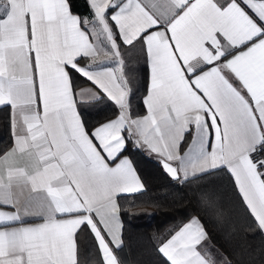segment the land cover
Masks as SVG:
<instances>
[{
    "label": "snow or ice",
    "instance_id": "obj_1",
    "mask_svg": "<svg viewBox=\"0 0 264 264\" xmlns=\"http://www.w3.org/2000/svg\"><path fill=\"white\" fill-rule=\"evenodd\" d=\"M88 2L91 17L72 0H0V107L12 130L0 154V264H80L85 228L102 264H123L117 200L144 188L129 143L181 183L225 172L264 232V0ZM137 46L150 70L143 116L121 51ZM100 54L114 66L80 63ZM89 94L117 106L91 132L78 110ZM156 239L162 264H219L198 216Z\"/></svg>",
    "mask_w": 264,
    "mask_h": 264
},
{
    "label": "trees",
    "instance_id": "obj_2",
    "mask_svg": "<svg viewBox=\"0 0 264 264\" xmlns=\"http://www.w3.org/2000/svg\"><path fill=\"white\" fill-rule=\"evenodd\" d=\"M72 3L75 14L91 17L87 0H72ZM86 59H81L80 63H85ZM73 76L77 87L89 84L75 73ZM130 87L132 111L141 114L144 110L140 92L144 84L135 82ZM116 109V105L102 95L93 102L78 104L89 132L114 117ZM9 113L8 107H0V154L11 145ZM124 155L132 159L144 188L117 200L121 209L123 247L116 255L123 264H162L156 251V238L193 215L205 224L213 237L214 248L228 264H264V236L246 213L229 175L215 172L181 183L166 175L160 160L144 149H136L129 143ZM79 261L80 264H102L95 245L90 243L80 251Z\"/></svg>",
    "mask_w": 264,
    "mask_h": 264
},
{
    "label": "crops",
    "instance_id": "obj_3",
    "mask_svg": "<svg viewBox=\"0 0 264 264\" xmlns=\"http://www.w3.org/2000/svg\"><path fill=\"white\" fill-rule=\"evenodd\" d=\"M87 4H88V7H89L88 0H87ZM90 11H91V14H92V10L91 9H90ZM121 51L124 53L125 61H126V64H127V69L129 70V75H130V81H131V83L138 82L140 84L141 83L144 84L143 91L140 92L141 93L140 94V101L142 103L143 98L147 94V88L149 86V72H150V70H149V67L147 65L146 58L141 53V51L139 50V46H137L136 48H122ZM86 60L87 61L85 63H83L82 65H86V64H89V63L100 64L101 62H108L106 64V66H114V64L112 62L108 61V57H105L102 54H100V55L97 56L95 62H93L90 58H87ZM78 88H86V89L91 88V89H93V91H95V89L90 84V82H89V84L80 86ZM101 95L104 96L106 99H108L105 95H103V94H101ZM138 95H139V90L136 91V97ZM77 99H79V97H77ZM95 100H97V99H92L91 96H90V94H89L88 96L85 97L84 102H93ZM112 103L114 104V102H112ZM142 107H143V110L144 111L141 114H137V115L143 116V115L146 114V109H145V106L143 105V103H142ZM116 108H117V106H116ZM9 110H10V108H9ZM116 114H117V112H116ZM115 116L112 117V118H110V119H108V120H106V121H109L111 119H114ZM106 121H104V122H106ZM104 122H102V123H104ZM97 126H95V127H97ZM94 128H92V129H94ZM10 134H11V144H12V130H11V127H10ZM146 152H148V151L146 150ZM148 153L151 156H154L155 158H157L158 160H160V158L157 156V154L150 153V152H148ZM164 172H165V170H164ZM166 175H168V174H166ZM262 235L264 236V232H262ZM77 237H78V244H79V254H80V251H84L85 250L86 244H89L90 243V244L95 245V247H96V249L98 251V254L100 256V259L102 261L101 254H100V252L98 250L97 242L94 240L93 235L90 233V231L87 228H85L83 231L78 232ZM214 250H215V252L217 254V259L219 261V264H224L225 258L215 248H214Z\"/></svg>",
    "mask_w": 264,
    "mask_h": 264
},
{
    "label": "rangeland",
    "instance_id": "obj_4",
    "mask_svg": "<svg viewBox=\"0 0 264 264\" xmlns=\"http://www.w3.org/2000/svg\"><path fill=\"white\" fill-rule=\"evenodd\" d=\"M144 216L146 217V218H148L149 217V215L148 214H144ZM130 220H131V222H134V218L132 217V216H130ZM146 221V220H145Z\"/></svg>",
    "mask_w": 264,
    "mask_h": 264
}]
</instances>
